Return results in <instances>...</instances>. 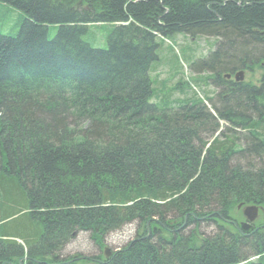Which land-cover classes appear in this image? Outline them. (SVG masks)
I'll return each instance as SVG.
<instances>
[{
    "label": "trees",
    "instance_id": "trees-1",
    "mask_svg": "<svg viewBox=\"0 0 264 264\" xmlns=\"http://www.w3.org/2000/svg\"><path fill=\"white\" fill-rule=\"evenodd\" d=\"M0 3L22 14L16 32H0V259L25 247L26 264H74L62 252L79 232L100 249L133 222L142 231L95 264H237L264 253V230L218 223L233 205H264V0ZM97 23L108 27L105 48L79 41ZM177 35L214 40L186 58L215 85L251 76L225 82L210 109L195 93L171 98L149 72L159 36ZM66 115L86 122L80 137ZM9 194L22 205L2 200ZM23 211L37 235H9L5 221ZM147 222L156 228L146 238Z\"/></svg>",
    "mask_w": 264,
    "mask_h": 264
},
{
    "label": "rangeland",
    "instance_id": "rangeland-1",
    "mask_svg": "<svg viewBox=\"0 0 264 264\" xmlns=\"http://www.w3.org/2000/svg\"><path fill=\"white\" fill-rule=\"evenodd\" d=\"M20 19H21V14L19 12L8 8L6 9L5 7L3 8L0 7V30L3 31L4 33L15 32L19 25ZM92 31L95 33V35H93L94 38L86 37L87 38L86 40H94L95 47H102V48L106 47L107 28L97 27L95 29H92ZM54 33L55 30L53 28H50L49 35L53 36ZM170 39H171L170 40L171 43L174 44L175 43L174 39L173 40L172 38ZM175 40H176V52H175V48H173V46H170L169 45L170 43H168L167 41H163V42L161 41V45L157 49L156 54L159 60L158 61L155 60L151 67V69L154 70V74H158L157 83H156L157 87L155 85L154 86L156 88H160L161 87L160 83L162 81L166 85L165 93L171 92V96H172L171 98H175L174 96H179V95H181L179 96V98H183L184 97L183 93H186V90L188 88L187 86L184 85L185 88L183 87L182 90L174 89L176 83L180 80L187 82L190 81V78L196 79L199 80V83H197V85L203 92L202 95L204 96V98L206 96V98L209 97L210 100L214 101L215 93H213V91L215 89V86L210 84L209 81L204 80L207 73L203 70L196 71L192 69L189 65L190 63L188 64L186 62L187 47L189 46V44H191L194 48L193 50H191L193 54L192 57L194 59L196 58V56L205 54L209 48H212L211 47L212 39H210L211 41L206 37H198L191 39L186 35H177L175 37ZM182 60H184L187 64L182 63L181 65ZM197 65L199 67L201 66L200 64ZM181 70H182V75H174V73L177 74L180 73ZM257 75L258 72H254L253 76L256 77ZM247 76L249 78L251 75L247 74L245 75V78H247ZM181 91H183V93H181ZM65 119H66L65 121L66 125L69 126L70 131L76 132V135L79 136L80 131L86 125V122L82 120L75 122L68 115L65 116ZM209 121L214 122L215 120H209ZM205 125H207V123ZM193 126H197V125H193ZM194 144H196L197 147L199 143L197 142V140H195ZM244 163L245 161L243 162V164ZM252 164L253 163H250V165ZM0 195H2V191H0ZM6 199L11 202L13 201L19 203L21 202L18 197H13L12 194L7 195L6 198L5 197L3 198L2 196V200H6ZM1 203L3 207V201ZM21 205L22 204L20 203V206ZM24 212L25 211L19 212L15 216H11L5 221L7 223L6 228L8 230L9 235L14 237L15 236L18 237V235H23L26 237L28 236V234L37 235V231L39 230L38 226L32 224L30 217L26 212L25 213ZM229 214L231 215L232 220L236 223L238 227L243 225L244 221L242 220L243 217L241 215V209H237L236 206L233 205L229 210ZM257 215L258 216L256 217L253 225L258 226L264 224V205L261 206L260 211ZM150 226L151 225H148L149 230H151ZM225 226L228 229L234 231V228L231 225H225ZM142 227H143L142 224L138 225V223H134V222L131 223L130 225L125 226L122 230L114 232L113 234L109 235L104 241L105 245H103V247L100 249L98 245L94 243V241L92 242V240L89 237V233L79 232L73 240H71L68 244L65 245L62 254L64 257L66 256L70 258V261L73 262L74 264H92L91 260H89L90 257L97 255L100 258H104V252L106 250L108 252H111L120 249L121 247H123V245H125L128 241L132 240L138 233H140L142 231ZM211 229L212 228H206L207 230L206 233L209 232L208 234L210 235ZM200 230H203V228H200ZM33 240L30 241L32 242ZM81 258H86V259H81Z\"/></svg>",
    "mask_w": 264,
    "mask_h": 264
},
{
    "label": "bare ground",
    "instance_id": "bare-ground-1",
    "mask_svg": "<svg viewBox=\"0 0 264 264\" xmlns=\"http://www.w3.org/2000/svg\"><path fill=\"white\" fill-rule=\"evenodd\" d=\"M90 25H92V24H90ZM89 27H91L92 28V26H89ZM89 27H88V25H87V27H86V29H85V34H84V32L83 33H81V39L82 40H79L81 43H84V41L89 45V46H93L94 47V44H95V41L94 40H86L87 38H94V36L93 35H95V33L92 31V29L91 30H89ZM88 34V35H87ZM49 37L50 38V35H49V29L47 30V31H45V37ZM87 37V38H86ZM159 48V47H158ZM157 48V49H158ZM149 76H150V78L152 79V77H151V74L149 73ZM222 87L224 86V85H221ZM184 96L185 97H189V98H191V94H187V92L186 93H184ZM217 102H219V101H217ZM2 231H3V229L2 228H0V236H1V234H2Z\"/></svg>",
    "mask_w": 264,
    "mask_h": 264
},
{
    "label": "water",
    "instance_id": "water-1",
    "mask_svg": "<svg viewBox=\"0 0 264 264\" xmlns=\"http://www.w3.org/2000/svg\"><path fill=\"white\" fill-rule=\"evenodd\" d=\"M235 79L238 81V80H241L242 79V72H238L236 75H235ZM256 208L255 207H246L244 208L243 210V213H244V216L246 217L247 220L251 221L255 218L256 216ZM106 255H109L107 250L105 252ZM21 258L19 259V262H20Z\"/></svg>",
    "mask_w": 264,
    "mask_h": 264
},
{
    "label": "flooded vegetation",
    "instance_id": "flooded-vegetation-1",
    "mask_svg": "<svg viewBox=\"0 0 264 264\" xmlns=\"http://www.w3.org/2000/svg\"><path fill=\"white\" fill-rule=\"evenodd\" d=\"M0 264H3V262L0 261Z\"/></svg>",
    "mask_w": 264,
    "mask_h": 264
}]
</instances>
